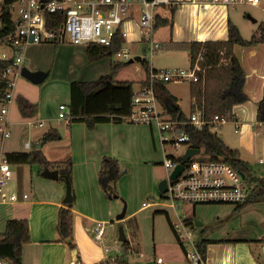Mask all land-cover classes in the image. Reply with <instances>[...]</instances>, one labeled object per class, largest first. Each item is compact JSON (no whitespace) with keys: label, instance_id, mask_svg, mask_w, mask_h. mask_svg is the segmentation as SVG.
<instances>
[{"label":"crops","instance_id":"1","mask_svg":"<svg viewBox=\"0 0 264 264\" xmlns=\"http://www.w3.org/2000/svg\"><path fill=\"white\" fill-rule=\"evenodd\" d=\"M171 5H176L177 9L170 45L227 40L230 21L247 40L264 26L262 4L201 5L191 0H173ZM157 14L169 18L159 11ZM127 27L130 31L128 43L144 45L145 32L140 27L139 16H132ZM56 45L33 44L27 48L24 67L47 72L48 76L38 84L22 75L23 78L16 79L10 111L12 135L5 138L0 132V159L6 153L30 152L35 147L41 149L50 162L72 159L73 238L70 242L68 239L60 241L57 231L59 209L66 205V184L60 178H45L40 175L39 168V176H36L37 166L35 170L31 165L16 166L7 191L20 195L27 193L29 197L0 211V234L4 233L8 220H28L31 242L23 248L22 264H99L103 261H108L107 264H154L158 256L179 264L183 262V252L173 224L181 217L188 219L196 240L206 242L207 264H264V243L256 242L264 236V200L248 204L238 211L237 205L233 204L183 203L175 208L162 202L164 192L159 186L168 175L164 159L167 156L183 157L190 147L188 144H184L182 152L173 155L167 153L169 145L161 142L155 125L135 124L127 120L97 123L90 129L83 121L59 119L60 104L69 107L71 102V84L98 80L111 72L115 60L104 57L91 62L86 54V45H73L67 41ZM234 52L246 74L244 92L248 96L247 103L258 112L264 95V43L235 45ZM124 69L118 72L116 79L134 82L135 91H139L147 78V69L146 77L141 80L131 79ZM175 83L180 82L166 84L173 100L158 98L159 108L167 118H172L171 112L176 109L190 117L194 110L191 84L188 104ZM244 105L247 104L234 106V119L218 126L221 133L215 127L212 130L231 148L238 149L241 159L256 172L253 166L264 165V122L245 121L240 110ZM41 122L43 126L39 125ZM226 125L233 127V133L241 135L231 136ZM46 126L47 129H41ZM51 128L60 131L61 139L43 145L41 139ZM256 130H260V134L256 135ZM248 131L252 134H247ZM14 134L16 137L11 140ZM27 142L30 147H26ZM107 155L119 159L125 169L119 181L118 198L109 197L98 181L101 161ZM255 175L259 176L257 172ZM123 200L127 207L126 216L118 220L117 216L124 207ZM98 222L104 227L100 240L95 238L94 231ZM120 227L124 228L128 251L120 240ZM148 237L151 243L147 242ZM71 242L75 249L70 247ZM4 264L8 263L4 261Z\"/></svg>","mask_w":264,"mask_h":264},{"label":"built area","instance_id":"2","mask_svg":"<svg viewBox=\"0 0 264 264\" xmlns=\"http://www.w3.org/2000/svg\"><path fill=\"white\" fill-rule=\"evenodd\" d=\"M173 0H16L19 17L14 18V28L3 33L4 25L0 22V62H11L3 72L2 78L7 81V91L0 99V132L5 138L11 136L10 111L14 100L16 79L21 76L26 59V51L32 44L42 42H69L73 45L98 43L110 45L118 33L125 39L122 48L116 56L122 60L131 59L129 48L130 31L128 20L139 10V24L144 30L153 53L161 47L154 41V30L157 16V7L171 5ZM196 4H249L259 6L264 0H191ZM4 0H0L2 8ZM51 17V20H50ZM49 22L52 24L49 27ZM144 35V37H145ZM143 37V38H144ZM146 55V54H145ZM202 53L190 67L154 68L149 64L147 69L146 85L135 92L133 97V114L128 120L135 124L155 125L161 135V142L175 149L189 144L188 132L180 126L190 123L199 129L205 126L218 127L234 119L232 114L215 115L212 119L205 118L204 110L197 108L189 117V121L167 118L159 108L155 85L158 82H187L199 81L202 67ZM191 103L196 104L192 98ZM71 118L69 107L66 104L59 106V119ZM43 126V123H39ZM256 129L257 126L253 125ZM237 131V130H236ZM255 134H260L256 130ZM26 147H30L27 142ZM179 162L167 156L164 166L168 170L167 188L162 194V202L179 208L180 204H233L239 205L247 201L250 194V183L247 177L233 165L225 161L198 160L194 157L185 166L182 173L171 179L170 174ZM13 175L11 165L5 157L0 159V211L10 205L27 200L29 195L17 192H8L7 185ZM95 238L100 240L104 227L98 222L94 228ZM173 231L182 247L183 262L179 264H207L206 255L196 240L193 228L188 219L181 217L173 224ZM4 264V261H0ZM154 264H172L163 257H156Z\"/></svg>","mask_w":264,"mask_h":264},{"label":"trees","instance_id":"3","mask_svg":"<svg viewBox=\"0 0 264 264\" xmlns=\"http://www.w3.org/2000/svg\"><path fill=\"white\" fill-rule=\"evenodd\" d=\"M15 1L4 0V4L0 8V22L4 25L3 33L11 31L15 26L13 14L9 11ZM169 8L171 18L161 17L157 14L155 29L167 24L172 26L177 7L176 5H169ZM51 25L49 22V27ZM228 31L227 40L191 41L173 44L176 47L188 50L192 64L200 53L203 55L201 65L205 70L200 72L199 81L191 84V95L192 98L196 99L193 111L202 108L205 118L208 120L217 114H232L235 105L248 100V96L244 92L246 74L234 52L235 45L250 46L264 43V26H261L259 32L249 40L244 39L238 27L231 21L228 25ZM124 40L122 34L118 33L110 45L89 44L86 48V54L91 62L104 57H114L122 48ZM143 42L144 44L148 42L146 35ZM142 62L148 69V61L143 60ZM128 63L114 61L111 72L96 81L73 82L69 104L71 118L68 121H83L90 129H93L97 123H122L127 121L128 117L133 114V97L136 92L134 82L118 81L116 77L118 72ZM10 64L11 62H0V99L5 96L7 91V81L2 78V75ZM166 84L165 82H158L155 85L156 96L157 98L167 97L173 100ZM145 85L146 81L143 83V86ZM171 114L174 120L189 121V117L178 109L173 110ZM257 119L264 122V95L259 103ZM180 128L188 132L190 136L188 145L203 150L207 156L206 160L228 162L243 174H246L248 179L256 174L251 165L241 159L239 150L227 145L224 139L212 130L211 126L199 129L190 123H186ZM60 139V131L57 128H51L43 135L41 143L45 145L48 142ZM4 157L10 165H36L39 168L40 175L46 168L59 170L61 182L66 183L64 175L69 177L73 193V162L71 158L62 162H50L43 151L36 147L30 152L6 153ZM170 157L177 162L182 160L181 156ZM124 174L125 169L122 168L119 159L108 155L103 157L98 181L109 197L120 196L119 181ZM261 200H264L263 177L259 181L250 184V194L247 201L237 205L236 210L238 211L248 204ZM72 208L73 204H66L59 209L57 231L60 241L73 238L74 212ZM30 242L31 234L28 220H8L4 233L0 234V261H5L8 264H22L23 248L25 244ZM256 242L264 243V236ZM128 244V241L123 243L125 251H128ZM69 245L72 249L76 248L73 242ZM199 246L203 253H206V242L199 241ZM107 263L108 261H103L99 264Z\"/></svg>","mask_w":264,"mask_h":264},{"label":"rangeland","instance_id":"4","mask_svg":"<svg viewBox=\"0 0 264 264\" xmlns=\"http://www.w3.org/2000/svg\"><path fill=\"white\" fill-rule=\"evenodd\" d=\"M263 5L264 4H262V7H263ZM137 9H138V11H136V13L134 14V16H136V17L139 16L140 7L138 6ZM157 11H159L163 15H166L169 18H171V11H170L169 7H167L165 5H160L157 7ZM11 12H12L14 18L19 17L17 6H13L11 8ZM258 13H259V11H258ZM136 20H138V18ZM171 31H172L171 24L159 26L154 30V41L159 42L161 44V47L159 49L155 50L153 53H151L150 45H148V47L146 48V59H144V60H147L149 64H152L154 67L160 68V69L161 68H168V67H185V68H188L191 65V59H190V55L188 53V50L181 48V47L176 48V46L170 45V44H172V41H170ZM61 43H63V42H57V43L42 42L39 44H45V45L46 44H50V45H56L57 44V45H59ZM144 45H142L141 43H127V47L129 48V53H130L131 59L135 58L137 55H142V48ZM112 58L115 61L127 62L125 60L120 59L116 55ZM124 68H126V69H124V73L126 75H128L131 79L141 80V79H144L146 77V65L142 61H135V60L131 61L126 66H124ZM19 78H23V77L20 76V77H18V79ZM35 86H38V85L35 84ZM189 86H190V83H187V82H180V83H177L175 85L177 91L182 93L183 98L188 102V104L190 102ZM247 102L248 101L244 102L247 105H244V107H240L241 108L240 110H242V112L244 113L245 121L259 122L257 119V111L251 107L252 105H248ZM247 106H250V107H247ZM54 125H56V124H54ZM215 128H216V131L221 133L220 128H218V127H215ZM225 128L229 131L231 136L241 135L240 133L239 134L233 133L234 132L233 127L231 125H226ZM41 129L42 130L47 129V126L44 128H41ZM247 134L251 135L252 133H251V131H248ZM15 137L16 136L14 134V137H12L11 140H13ZM184 148H185V145H181L179 147V150H177V149H175L169 145V146H167V153L177 155V153L182 152ZM194 159L206 160L207 156L205 155L204 152H202V153L198 154L197 156H195ZM16 166H19V165H12L11 166L12 170L13 169L15 170ZM35 166L36 165H34V170H35ZM253 167L255 168V170L259 174V176L262 175L261 177L264 178V165H255ZM28 168H30V167L28 166ZM36 169H37L36 170V176H39L38 166ZM34 176H35V173H34ZM32 180H34V177L32 178ZM29 182H30V180H29ZM31 186H33V181H32ZM125 204L126 203L124 200V206H125ZM211 205H215V204H211ZM182 206L186 207V205L185 206L182 205ZM146 213H150V211H147ZM147 222L149 225L151 224V221L148 220ZM147 242L151 243V238L148 237ZM108 245L111 246L109 243H108Z\"/></svg>","mask_w":264,"mask_h":264},{"label":"water","instance_id":"5","mask_svg":"<svg viewBox=\"0 0 264 264\" xmlns=\"http://www.w3.org/2000/svg\"><path fill=\"white\" fill-rule=\"evenodd\" d=\"M145 54H146V46H144L143 49H142V55H138L135 58L130 59L128 62L130 63L131 61H134V60L135 61H143L146 58V57H144ZM21 75L23 77L29 79L33 83L38 84V83H41V82H43L45 80V78L48 76V73L44 72V71H32V70H30L27 67H23L22 71H21ZM200 153H201V149H195V148L189 147L186 150L185 154L183 155L182 160L176 165L174 170L171 172L170 178L171 179H176L182 173V171L184 170L185 166H187L189 164V161L193 157L197 156ZM42 175L45 178L53 179V180H58L61 177L59 170H57V169H49V168H46L42 172ZM243 175L245 177H247L246 174H243ZM63 177L66 180V195H65V198H64V203L65 204H72L73 203L72 184H71V181H70V179H69V177L67 175H64ZM248 180H249V183L252 184L254 182L259 181L260 177L256 176V175H253ZM167 184H168V180H167V178H165L161 182V184L159 186V189H160L161 192H165L166 191ZM114 197L118 198V196H114ZM126 211H127V207H126V204H125L122 212L120 214H118L117 219L118 220L124 219L125 216H126ZM120 240L123 241V242L126 241L125 231H124L123 227H120ZM68 241L70 242L71 239L68 238ZM75 254H77L76 251H75ZM75 264H79V263L76 262Z\"/></svg>","mask_w":264,"mask_h":264}]
</instances>
